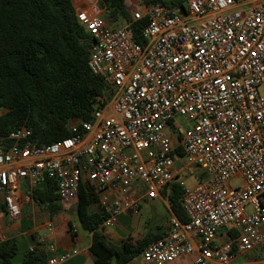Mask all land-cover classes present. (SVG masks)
<instances>
[{
  "label": "built area",
  "instance_id": "built-area-1",
  "mask_svg": "<svg viewBox=\"0 0 264 264\" xmlns=\"http://www.w3.org/2000/svg\"><path fill=\"white\" fill-rule=\"evenodd\" d=\"M72 2L90 41L88 67L110 94L89 121L70 124L68 138L39 146L25 126L0 136V209L19 221L45 182L62 206L76 204L88 184L105 230L196 166L206 180L181 183L187 220L173 213L143 263L249 264L244 257L264 248V0H137L121 27L106 18L103 0ZM141 23L144 42L134 37ZM44 229L38 245L48 244L50 256L39 264H66L75 251L50 242L54 222Z\"/></svg>",
  "mask_w": 264,
  "mask_h": 264
},
{
  "label": "trees",
  "instance_id": "trees-1",
  "mask_svg": "<svg viewBox=\"0 0 264 264\" xmlns=\"http://www.w3.org/2000/svg\"><path fill=\"white\" fill-rule=\"evenodd\" d=\"M140 1L180 4L174 0ZM103 2L109 21L124 23L129 19L127 0ZM142 24L134 28V37L140 42H144ZM89 49L90 41L76 19L72 0H0V110L9 106L0 114V136L6 139L25 126L31 131L30 142L49 145L70 137L73 121H89L98 98L110 94L105 79L92 74L88 67ZM12 143L7 139L6 147ZM177 153L181 155V149ZM178 177L161 193L172 212L185 222L180 203L184 187ZM32 199L51 218L63 211L52 181L33 190ZM97 203L91 187L82 184L73 210L82 228L91 233L89 251L94 264H129L146 245L166 235L158 225L137 243L115 244L98 230L104 216L99 207L91 211ZM72 227L70 223V232ZM21 252L23 258L16 263L15 257ZM45 257L43 250H29L21 242H0V264H39Z\"/></svg>",
  "mask_w": 264,
  "mask_h": 264
},
{
  "label": "rangeland",
  "instance_id": "rangeland-1",
  "mask_svg": "<svg viewBox=\"0 0 264 264\" xmlns=\"http://www.w3.org/2000/svg\"><path fill=\"white\" fill-rule=\"evenodd\" d=\"M177 3L180 4H187L188 0H174ZM128 9L132 10L133 7L137 4V0H127L126 2ZM113 26L115 27H121L123 26V23H117L114 24ZM9 106H4L0 110V114L4 113ZM192 124V123H191ZM184 167L185 162L182 161L179 163L178 168ZM196 170L193 172H190L189 170H184L180 173L179 177L177 180L181 183H183L185 186L188 188L193 187L200 182H203L206 180V177L204 176V171L197 168L196 166H192ZM241 179L236 178L230 182L231 186H237L241 184ZM142 204V209L140 210V216L138 220L139 225H135L134 229H129L127 228L128 231H126V236L121 235V237H117L116 234L118 233L117 230H115V227H109L105 230H100L101 233L103 234H110L111 232H115L116 238H112V242L115 244L121 245L125 241H131L132 243H137V241L141 240L143 237L147 235V233L152 229L151 227L153 226H163L165 227L166 221L168 218H170V213L167 209V207L163 204L162 201H155V200H149V201H144L141 202ZM76 204H72L70 206H63V211H62V218L67 219L68 222V231H69V225L72 223V226L76 228L78 231V241L76 244V248L78 249L80 255L75 259L69 262L68 264H94V256L90 254L89 252V247L91 244V233L88 231L84 230L80 224V221L78 219V216L75 212L72 210L75 209ZM95 211V210H91ZM156 216V217H155ZM1 217V216H0ZM153 217V218H152ZM153 219V220H152ZM23 220L26 221H31L32 222V227L36 228V232L34 236L36 237L35 243L32 242L31 238L27 236L24 241L28 244H34L33 248H35L39 243V237H43L44 235H49V232L47 230H43L38 232L37 230L41 228L45 222L52 220V218L49 216L48 213H46L45 210H38L37 205H34L32 201L29 204L27 212L23 214L22 218L20 221H15V225L18 223L21 225V222ZM55 221L58 222L57 218ZM18 222V223H17ZM125 227V224H122ZM1 228V227H0ZM151 228V229H150ZM52 235V234H50ZM3 237L0 238V240H4L5 238H14L18 239L19 241H23V237L21 236V228H17L16 230H13L9 234L2 235ZM50 242H52L50 240ZM43 249L47 252L48 251V244H44L42 246ZM23 258V252L17 254L15 257V262L18 263L21 261ZM244 260H247L249 264H262V261H264V248H258L254 250L253 252L248 253L245 257ZM129 264H144L141 255H139L137 258H135L133 261H131Z\"/></svg>",
  "mask_w": 264,
  "mask_h": 264
},
{
  "label": "crops",
  "instance_id": "crops-1",
  "mask_svg": "<svg viewBox=\"0 0 264 264\" xmlns=\"http://www.w3.org/2000/svg\"><path fill=\"white\" fill-rule=\"evenodd\" d=\"M32 201V203L34 205H37L38 207V210H43L32 198L23 206V209H22V216L23 214L25 213V211L27 212L28 210V207H29V204L30 202ZM144 201H149V199H147L146 197H143V198H140L139 200V204H140V210L142 209V204L141 202H144ZM155 201H162L163 204L167 207L169 213H170V216L173 214L172 210H171V206L169 204V202L167 201V199L165 197H163L162 195L155 199ZM97 210L98 209V204L97 205H94L91 210ZM74 212V210H72ZM47 213V212H46ZM62 213V212H61ZM58 214L56 216H54L52 218V222H54L55 224V229L52 233V235H50V240L57 244L59 246L60 249H64V248H71L73 251H75V255H73V257L66 263L68 264L69 262H71L72 260H75L79 255V251L78 249L76 248V244H77V241H78V231L76 230V232H74L73 230H71V232L73 234H76L75 236H73V234H71L70 232V225H69V231H68V222H67V219H64L62 218V214ZM0 238L3 237L2 235H5V234H9L11 233L13 230H16L17 228H21V236L23 237V241H19L18 239H14V238H5L4 240H0V242L2 241H6V240H13V241H17V242H21L24 244V247L28 248L29 250L31 249H34L33 248V245L34 244H28L24 241V239L29 236L32 240L33 243H35L36 241V237L34 236V238L32 239V236L35 234V230L36 228L35 227H32V222L31 221H26V220H23L21 222V225L18 223L17 225H15V222H11L5 212L3 210L0 209ZM21 216V218H22ZM139 216H140V211H139V214L137 215H121L118 219H117V223L112 226V227H115V230L118 231V233L116 234L117 237H121V235L123 236H126V231L127 228L129 229H134V226L138 224V220H139ZM156 217V216H155ZM57 218L58 222L55 221V219ZM153 218V217H152ZM69 220V219H68ZM153 220V219H152ZM168 220L169 218L167 219L166 221V225L165 227L162 226L163 230L166 232V235L168 233ZM46 223V222H45ZM125 224V227L122 225V224ZM25 224L27 226H29L28 229H23V226H25ZM152 228V229H151ZM150 231H154L155 227L153 228V226L151 227ZM45 230L44 229V224L41 226V228H39L37 231L40 232V231H43ZM149 231V232H150ZM148 232V233H149ZM147 233V234H148ZM115 232H111L110 234L108 233V235L106 234V236L108 237V239L112 240V238H116V236L114 235ZM166 235H164L163 237H165ZM112 237V238H111ZM162 237V238H163ZM37 244H38V241H37ZM35 248H38V250H43V252H45L46 254V257L45 258H48L50 256V253L46 252L43 247L37 245ZM90 252V251H89ZM91 254V253H90ZM82 264H86L85 262L82 263Z\"/></svg>",
  "mask_w": 264,
  "mask_h": 264
}]
</instances>
